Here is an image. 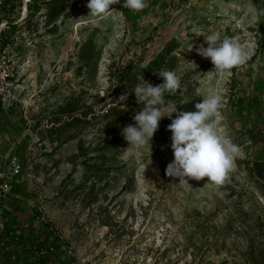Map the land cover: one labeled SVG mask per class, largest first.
Segmentation results:
<instances>
[{
	"label": "rangeland",
	"instance_id": "obj_1",
	"mask_svg": "<svg viewBox=\"0 0 264 264\" xmlns=\"http://www.w3.org/2000/svg\"><path fill=\"white\" fill-rule=\"evenodd\" d=\"M33 3L24 15V2L12 0L1 24L14 25L0 41L14 77L0 99V168L8 171L12 157L22 164L0 200L7 224L30 233L28 244H57L52 264L67 262L63 246L95 254L131 242L166 264H264V0H146L140 11L120 0L100 19L88 16V0ZM213 31L239 39L246 63L213 72L195 51ZM170 40L160 65L141 68ZM162 70L181 77L164 96L178 111L222 96L217 131L241 148L222 185L165 175L173 160L167 117L140 151L121 135L143 107L131 93L140 73L159 85ZM119 103L122 111L105 117ZM27 252L13 253L16 264Z\"/></svg>",
	"mask_w": 264,
	"mask_h": 264
},
{
	"label": "clouds",
	"instance_id": "obj_2",
	"mask_svg": "<svg viewBox=\"0 0 264 264\" xmlns=\"http://www.w3.org/2000/svg\"><path fill=\"white\" fill-rule=\"evenodd\" d=\"M117 3L120 0H88V16L103 18L109 11H113L111 6ZM122 6L140 11L147 5L146 0H123ZM203 37L207 47L200 45L195 51L202 58L210 59L214 66L213 72H229L246 63L249 58L247 49L241 45L239 39L222 38L216 31ZM191 49L192 45L187 50ZM191 64L195 69V63ZM141 68H147V64H142ZM156 74L163 82L153 86L140 73L139 82L132 87L131 93L134 94L137 104L143 107L132 117L134 124L122 128L121 135L129 146L140 151L146 145L151 146L159 121L167 117L171 121L167 130L171 133L173 160L167 165L165 175L179 178V182L187 184L189 180L207 178L211 186L222 185L235 158L241 153L239 145L217 131L215 117L222 106V96L218 93L209 95L195 104L196 110L193 112L178 111L176 103L168 102L165 105L164 96L166 93H176L181 86V77L172 70H162ZM128 95L126 92L119 100L126 101Z\"/></svg>",
	"mask_w": 264,
	"mask_h": 264
},
{
	"label": "built area",
	"instance_id": "obj_3",
	"mask_svg": "<svg viewBox=\"0 0 264 264\" xmlns=\"http://www.w3.org/2000/svg\"><path fill=\"white\" fill-rule=\"evenodd\" d=\"M21 1L24 2V9L27 11L29 5L27 4L28 0ZM10 2H12V0H0V35L5 31L6 25L9 26L10 23L12 24L10 21H5L1 27L2 21L7 18L9 19V11L11 10ZM6 63L7 60L5 56L0 54L1 100L4 98L6 91H8L9 81L14 77V69L9 67ZM21 172L22 164L15 157L8 160V171L0 168V200H5L11 196V181L17 178ZM20 233L13 230V228L7 224L0 210V264H16V256L13 253L17 251L20 254V249L28 251V258H26L25 264H52V255H56L58 251L57 244L53 242L48 243V238L28 244L29 242L27 243V240L30 238V233L26 235L25 230L20 231ZM46 233L49 234L54 232H49L47 229ZM56 238L55 241L62 243L61 236ZM60 249H65L67 259L65 264H166V262L161 261L154 252H149L144 246L133 242L126 245H108L107 247L99 248L95 254H85V252L79 254L73 251L72 247L68 246H63ZM8 252L12 254L8 255Z\"/></svg>",
	"mask_w": 264,
	"mask_h": 264
},
{
	"label": "trees",
	"instance_id": "obj_4",
	"mask_svg": "<svg viewBox=\"0 0 264 264\" xmlns=\"http://www.w3.org/2000/svg\"><path fill=\"white\" fill-rule=\"evenodd\" d=\"M39 1L41 0H34V3L32 5L35 6L36 3H38ZM30 7V5H28V8ZM32 8V6L30 7ZM14 25H12L11 23L9 24L8 28H6V30L0 35V41H4V39L7 38V36H9V34L7 33V29H11L12 30V27ZM4 44V43H3ZM172 44H173V40H170L166 43V45L164 46V48L162 49V51L157 55V58L153 61H150L148 62L147 64V68H144V70L147 72L152 70V67L153 66H158L161 64V62H163L167 56H169L171 54V51H172ZM3 45L0 46V52H1V49H2ZM172 59H175V57L173 56ZM153 86H156L157 84L156 83H153L152 84ZM121 89V86L120 84H117L114 88V92H118L119 90ZM124 106V103L122 104H116V105H113L111 106L110 108H108V110L105 111V117H112L116 114H118L119 112L122 111V109L120 107H123ZM68 113V110L66 111ZM78 118L77 117H72L70 121H67L66 123L60 125L59 127L63 126V125H73V123H75V121H77Z\"/></svg>",
	"mask_w": 264,
	"mask_h": 264
},
{
	"label": "bare ground",
	"instance_id": "obj_5",
	"mask_svg": "<svg viewBox=\"0 0 264 264\" xmlns=\"http://www.w3.org/2000/svg\"><path fill=\"white\" fill-rule=\"evenodd\" d=\"M23 14H24V15L26 14V11H25V9H23Z\"/></svg>",
	"mask_w": 264,
	"mask_h": 264
}]
</instances>
